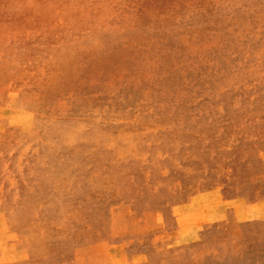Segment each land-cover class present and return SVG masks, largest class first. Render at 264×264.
Masks as SVG:
<instances>
[{
  "label": "rangeland",
  "instance_id": "374dc122",
  "mask_svg": "<svg viewBox=\"0 0 264 264\" xmlns=\"http://www.w3.org/2000/svg\"><path fill=\"white\" fill-rule=\"evenodd\" d=\"M120 203L184 233L149 264H264V0H0V264Z\"/></svg>",
  "mask_w": 264,
  "mask_h": 264
},
{
  "label": "crops",
  "instance_id": "0c3cea01",
  "mask_svg": "<svg viewBox=\"0 0 264 264\" xmlns=\"http://www.w3.org/2000/svg\"><path fill=\"white\" fill-rule=\"evenodd\" d=\"M114 206L127 209L123 227H115L107 240L74 249L71 264H149L150 254H164L187 241L179 227H166L158 213H137L127 203Z\"/></svg>",
  "mask_w": 264,
  "mask_h": 264
}]
</instances>
